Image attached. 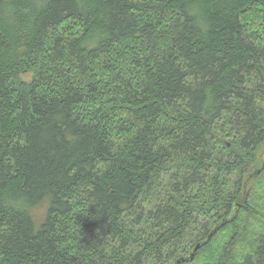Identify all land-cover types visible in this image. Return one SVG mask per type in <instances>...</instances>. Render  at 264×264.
I'll use <instances>...</instances> for the list:
<instances>
[{"label":"trees","instance_id":"1","mask_svg":"<svg viewBox=\"0 0 264 264\" xmlns=\"http://www.w3.org/2000/svg\"><path fill=\"white\" fill-rule=\"evenodd\" d=\"M0 264H264V0H0Z\"/></svg>","mask_w":264,"mask_h":264}]
</instances>
